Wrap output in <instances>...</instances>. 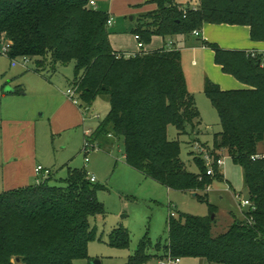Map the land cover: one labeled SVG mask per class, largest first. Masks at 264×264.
<instances>
[{
	"label": "trees",
	"instance_id": "1",
	"mask_svg": "<svg viewBox=\"0 0 264 264\" xmlns=\"http://www.w3.org/2000/svg\"><path fill=\"white\" fill-rule=\"evenodd\" d=\"M91 0H0V50L10 44L8 58L35 60L39 75L74 64L79 108L92 106L98 96L110 104L91 141L98 147L111 137L123 138V158L129 167L172 191L204 194L223 175L217 166L206 174V163L194 156L197 173L180 158L181 143L170 141L168 127L179 135L197 130L201 114L189 93L181 51L167 48L118 58L109 36V17L90 8ZM157 9L138 19L133 34L148 45L153 37H190L206 24L248 27L251 40L264 43V0H198L183 8L175 0H154ZM214 52V63L244 89L221 90L206 78L204 94L218 112L222 131L214 135V158L226 151L242 169L244 185L255 205L246 213L248 224L235 220L226 233L213 236L210 217L179 214L168 217V240L161 258L203 259L205 264H264V160L253 161L264 143V55L231 51L200 40ZM1 55V53H0ZM20 91L15 93L19 94ZM193 142H198L193 140ZM202 177V180H200ZM65 185H50L52 177L36 185L0 194V264H75L89 260L88 246L96 239L91 219L105 216L97 187L88 173L69 171ZM234 219V217H233ZM111 246L130 244L127 230L110 236ZM151 241L139 245L128 264H147ZM18 260L20 262H18Z\"/></svg>",
	"mask_w": 264,
	"mask_h": 264
},
{
	"label": "rangeland",
	"instance_id": "2",
	"mask_svg": "<svg viewBox=\"0 0 264 264\" xmlns=\"http://www.w3.org/2000/svg\"><path fill=\"white\" fill-rule=\"evenodd\" d=\"M197 1V0H196ZM91 8V7H90ZM131 44V40L128 41ZM184 48V47H183ZM209 55V56H208ZM210 50L184 48L182 63L185 69V78L189 93L195 97L196 106L201 114L200 125L194 132L179 135L176 128L169 126L168 138L170 141L181 143L180 158L191 173H197L198 168L194 156L204 155L205 151L213 153L214 135L221 133L222 126L218 112L213 108L210 99L204 94L205 71L212 72L213 65ZM196 61V65H193ZM210 61V64H209ZM35 60L20 58L12 62L6 54L0 55V96L3 84L6 89H21L24 94L13 97L0 98V120L4 115L14 113L29 114L37 120L36 137L32 144L31 157L36 163H41L51 170L50 185L62 186L68 178L69 171L90 173L96 177L97 187H104L98 191L97 199L105 208V216H98L90 220L92 227L97 229L96 239L88 246L89 260L78 259L75 264H92L100 261L102 264H128L135 255L139 245L145 239L151 241L147 253L153 258L147 264H160L164 258L161 249L168 240V217L174 213L176 219L179 214H188L198 217H210L212 205L215 213L211 219L216 220L212 235L219 236L226 233L235 220L242 222V211L239 208L240 200H249L248 189L244 185L241 167L235 165L226 151L217 152L220 158H226L224 167L219 169L222 179H216L207 192L209 205L201 201L204 194L194 196L195 192L169 191L154 180L130 169L125 160L123 138L111 137L98 150L85 152V130H60L53 121L52 115L59 104V96H65L66 91L73 84L75 78L74 64L59 67L56 73L44 72L43 78L48 82L52 94L44 97L40 94L42 79L35 73ZM47 84V83H46ZM19 96V97H18ZM66 97V96H65ZM85 129L94 130L98 123L105 119L110 109L109 101L104 96H98L92 106H85ZM19 115V116H20ZM198 142H193V140ZM264 150V143L257 148L258 153ZM88 157L89 163L85 162ZM3 148L0 125V194L3 192ZM42 178L33 180L30 184L36 185ZM240 196V200L234 194ZM197 195V194H196ZM249 207L244 212L249 211ZM234 217V219H233ZM117 229L127 230L130 244L128 247L111 246L110 236ZM180 264H205L203 259L181 260Z\"/></svg>",
	"mask_w": 264,
	"mask_h": 264
},
{
	"label": "crops",
	"instance_id": "3",
	"mask_svg": "<svg viewBox=\"0 0 264 264\" xmlns=\"http://www.w3.org/2000/svg\"><path fill=\"white\" fill-rule=\"evenodd\" d=\"M93 1L96 4L94 10L96 9L105 13L110 19L113 20V24L111 27H109L108 32L110 36V44L114 51L123 54H139L143 52L152 53L165 47L167 49L170 48V50H180L182 55L184 48L188 47L197 50H210V56H212L213 65L210 64V61L209 64L210 67H213L212 72H208L207 69L203 76L205 77V80L207 78L213 83L217 84L221 90L237 91L238 89H244L245 86L232 76L223 73L221 68L214 63L215 54L213 50L201 46L199 43L200 40L216 44L219 48L226 50H242L248 52L255 51L264 55V43L254 42L251 40V32L248 27L237 25L229 26L225 24H221V26L206 24L201 30V35L199 37L195 36L194 34H192L190 37L174 36L172 38L155 36L153 37L150 44L144 45L143 49L139 50L138 42L136 40L137 35L133 34V30L137 26L139 20L138 18L140 16L149 12H153L157 9L155 4L150 3V1L154 0ZM175 1L183 8L198 7V0ZM129 40H131V44L128 43ZM193 65H196V61H193ZM183 70L185 74L184 65ZM36 75L42 79L41 81H43L40 82L41 91L39 93L43 94L44 97H50L52 94L51 90L53 89L47 86L49 85L48 82H46L41 75L38 73H36ZM3 86V92L0 96V98H2L1 100H3L5 97H13V95L15 96L19 94V96H21L24 94V91L21 89H6V84H3ZM17 91H20L19 94L15 93ZM58 98L59 104L51 116V121L57 124L56 127H60V130H73L79 128L85 130V121L80 109L75 106L73 102L67 97L58 95ZM19 115L20 113L4 115L0 120L3 163L5 164L2 172L4 180L2 186L3 192L31 186L30 183L33 180H37V176L35 174L37 166L42 165L41 163H36V161L31 157V145H34L36 137L35 130L37 126V120H35L33 116L29 115L28 113L23 115L21 114L20 116ZM106 142L107 139L102 141L100 143L101 147L104 146L103 144H106ZM260 153H264V150L260 151ZM129 168L136 171L132 167ZM88 174L90 175V173Z\"/></svg>",
	"mask_w": 264,
	"mask_h": 264
},
{
	"label": "built area",
	"instance_id": "4",
	"mask_svg": "<svg viewBox=\"0 0 264 264\" xmlns=\"http://www.w3.org/2000/svg\"><path fill=\"white\" fill-rule=\"evenodd\" d=\"M89 5L93 9L96 7V4H95V2L93 0H91L89 2ZM112 24H113V20L109 19L108 26L111 27ZM193 34L195 36H197V37H199L201 35V33L199 31H193ZM136 40L138 42V49L139 50L143 49L144 44L141 43L140 37L138 35L136 36ZM9 49H10V44H5V45L2 46V48L0 50V53L7 55V53L9 52ZM168 50H170V48H168ZM250 54H251L252 57H255L257 54H260V53H257L255 51H253ZM133 55L134 54H131V53L121 54V55L118 56V58H121V57L128 58V57H131ZM24 60L26 62L29 59L25 58ZM65 96L68 99H70V101H72L75 106H77L79 108L80 100L78 99L77 87L76 86L70 87L66 91V95ZM79 109H80L81 114L83 115L84 121H85V119H86V117H85L86 116L85 115L86 108H82V109L79 108ZM94 132H95V130L85 129V140H84L85 149L84 150L86 152V155H88L89 151H95V150L99 149V147L95 143H93L91 141V137L94 134ZM201 157L204 159V161L206 163V168H207L206 174L208 176H214L215 175V173H214V167L215 166H217L219 169L224 167L226 158H224V159L223 158L216 159V158H214L212 153L206 152V151H205L204 155H201ZM252 159H253V161L264 160V153H257V154H255V156H253ZM85 162L89 163V160H88L87 156L85 157ZM35 174H36L37 178H39V176L42 178V180H39L38 183H40L41 181L48 180V179H50L52 177V172L49 169L44 168L42 165H38L37 166V168L35 170ZM88 177H89V179H90V181L92 183H96L97 182L96 177H94L92 175H89V174H88ZM200 180H202V177H200ZM209 187H207V192L210 191ZM234 195H235L236 199L240 200V196H238L236 193ZM247 207L250 208L249 211H254L255 210V205L252 203V201L250 199L249 200H240L239 201V208L242 211L243 218L246 219L248 224H252L253 223V219H251L249 217H246V213L247 212H244V209L247 208ZM170 216L173 217V218L176 217V215L174 213H172ZM180 262H181V259L180 260L179 259H174V258H172L169 255V256L165 257V259L162 260L160 262V264H180Z\"/></svg>",
	"mask_w": 264,
	"mask_h": 264
},
{
	"label": "water",
	"instance_id": "5",
	"mask_svg": "<svg viewBox=\"0 0 264 264\" xmlns=\"http://www.w3.org/2000/svg\"><path fill=\"white\" fill-rule=\"evenodd\" d=\"M196 194H194V196H195ZM18 262H20L19 260H18ZM92 264H102L100 261H94Z\"/></svg>",
	"mask_w": 264,
	"mask_h": 264
}]
</instances>
